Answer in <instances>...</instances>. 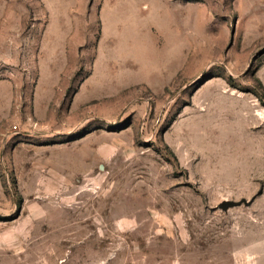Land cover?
Segmentation results:
<instances>
[{
    "label": "rangeland",
    "instance_id": "obj_1",
    "mask_svg": "<svg viewBox=\"0 0 264 264\" xmlns=\"http://www.w3.org/2000/svg\"><path fill=\"white\" fill-rule=\"evenodd\" d=\"M0 264H264V0H0Z\"/></svg>",
    "mask_w": 264,
    "mask_h": 264
},
{
    "label": "water",
    "instance_id": "obj_2",
    "mask_svg": "<svg viewBox=\"0 0 264 264\" xmlns=\"http://www.w3.org/2000/svg\"><path fill=\"white\" fill-rule=\"evenodd\" d=\"M241 202L250 203L251 200H248L246 198H243L240 200L225 199L219 203V206L222 207L223 209L227 210L229 207L240 204Z\"/></svg>",
    "mask_w": 264,
    "mask_h": 264
}]
</instances>
